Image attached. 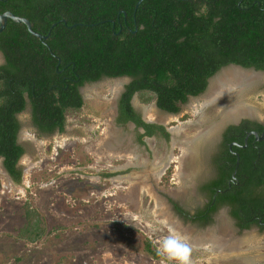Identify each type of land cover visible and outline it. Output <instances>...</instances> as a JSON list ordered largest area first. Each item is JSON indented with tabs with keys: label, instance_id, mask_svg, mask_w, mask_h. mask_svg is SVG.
Instances as JSON below:
<instances>
[{
	"label": "rangeland",
	"instance_id": "1",
	"mask_svg": "<svg viewBox=\"0 0 264 264\" xmlns=\"http://www.w3.org/2000/svg\"><path fill=\"white\" fill-rule=\"evenodd\" d=\"M3 63L0 54V65ZM227 69L212 77L204 93L189 98L174 115L158 111L153 99L144 101L151 95L133 97L132 105L144 120L167 129L165 140L151 138L138 144L132 125L125 130L114 126L115 106L128 78L102 79L83 86V107L67 112L62 134L37 135L28 109L18 115V143L25 151L18 163L22 170L19 185L7 176L0 161V264H180L179 259L170 257L186 258L187 264H264V233L255 229L237 232L223 210L219 212L223 227H217V231L216 217L217 223L200 228L173 210L179 202L189 215L199 203V207L202 205L199 197L196 200L190 196L182 202L177 198L178 190H187V178L204 181L203 172L210 168L203 162L201 151L212 152L210 145L220 129L240 115H264V73L251 71L246 73L260 78L201 108L204 101L215 96ZM153 113L159 117L151 118ZM178 125L181 130L174 136L176 144L172 148L173 135L168 130ZM117 142L121 143L120 151L133 150L139 154V162L149 164L151 169L145 171L144 165L115 175V170L125 169L126 164H136L131 158L137 159L130 154L127 161L115 163L113 145ZM186 144H190L189 150L183 153L181 146L185 148ZM170 154V168L158 182L162 175L156 180L154 173L160 167L153 165L165 164ZM104 172L111 177L104 178ZM144 173L150 177H144ZM25 204L37 212L45 226L36 242H28L19 234L26 222ZM166 224L175 225L178 233ZM182 234L192 239L214 235L230 246L216 253L208 247H194ZM173 241L180 245L174 250ZM147 242L161 259L149 255Z\"/></svg>",
	"mask_w": 264,
	"mask_h": 264
},
{
	"label": "trees",
	"instance_id": "2",
	"mask_svg": "<svg viewBox=\"0 0 264 264\" xmlns=\"http://www.w3.org/2000/svg\"><path fill=\"white\" fill-rule=\"evenodd\" d=\"M0 0V15L10 12L31 23L7 20L0 33V159L13 183L22 181L18 163L25 154L17 143L26 99L33 124L43 133H63L65 114L79 111V88L102 79L128 78L119 100V122L147 125L130 101H144L177 114L190 97L203 94L208 79L233 64L264 71V0ZM262 169V168H261ZM247 178L233 194L218 195L231 205L241 228L264 223V171L244 169ZM223 190L225 184H214ZM262 188L261 197L255 194ZM213 189V192H214ZM20 237L36 242L44 223L28 204ZM205 219V218H202ZM146 251L158 260L150 243Z\"/></svg>",
	"mask_w": 264,
	"mask_h": 264
},
{
	"label": "flooded vegetation",
	"instance_id": "3",
	"mask_svg": "<svg viewBox=\"0 0 264 264\" xmlns=\"http://www.w3.org/2000/svg\"><path fill=\"white\" fill-rule=\"evenodd\" d=\"M230 65H233V64H230ZM230 65L222 67L221 69L226 68V67H230ZM233 66H235V67L237 66L238 68L244 70V72L251 71L253 73H264V71L256 70L253 67L243 68V67L238 66V65H233ZM229 69H236V68H229ZM220 70H219V72H220ZM236 70H238V69H236ZM209 80L210 79H208V82H209ZM81 89H82V87L79 88V94L80 95H81ZM124 91H125V89L123 88V91L120 94V96L117 100L116 106H115V115L116 116L114 119V126H116L118 128H122L123 130H125L126 127L132 125L134 130L136 131V134L133 136V138H135V142L137 141L138 144L146 143V140L151 139V138H163V140H165L166 138L164 137V135L161 132H159L156 128H153V132L151 135H147V131L143 127L136 126L132 122L122 123V122L118 121L119 116H120L119 115V100L121 98V95L124 93ZM136 94L137 93H135V95ZM81 97L83 100L82 95H81ZM133 97H132V99H133ZM190 98H194V97H190ZM132 99L130 101V104H131L132 108L134 109V107L132 105ZM26 102H27V106H26L25 110L28 109V111H29V115H30L29 121H30L31 127L35 130L37 135L49 137V136H52L53 134H62V133H59L58 130H56L52 133H48V134L39 131V129L33 124L32 117H31L32 109H31L27 99H26ZM82 107H83V105H82ZM70 111L74 112L76 110L71 109L67 112H70ZM134 111H135V109H134ZM158 111L165 113V114H170V113H166L164 111H161L159 109H158ZM67 112L65 114V124H66ZM135 113L140 117L141 121L144 122L145 124L156 126V127H163L165 129V132L168 134L167 129L164 126L153 123L150 120H144V118L140 114H138L136 111H135ZM20 114H18V115H20ZM18 115H17V120H18ZM233 119L231 121L227 122L220 129L215 140H213V142H212L213 144L210 145V148L213 149L212 152L210 154H207L206 152L201 151L202 157L204 158L203 162L206 161L205 164H206V166H208L207 168H210V170L208 172H205V171L203 172L204 181H203V179H199V178L197 180L195 177L187 178V179H185L186 184L184 187V189L187 188V190H185L184 193L178 190L177 198L182 199V202L184 201V199H186L190 196L195 197V199L197 197H199V198H201L202 205L199 207V205H200V203H199L198 207L194 210V212H192V214L190 213L189 215L186 213L183 206H180L179 204H177L179 202H177L174 205L173 210L179 216L188 217L189 220H191L193 223L197 224V226L200 228H207L208 226H212L213 224L217 223L214 219L216 217L217 221H218V225L215 224L214 229H216L217 227L218 228L223 227L220 224L221 216L219 214V212L223 210L227 213L228 217L233 221L234 227L237 230V232L242 233V232H245L248 230L255 229L256 231H258L260 233H264V223L261 221L260 218L258 220V223L252 224L247 229L241 228L239 223H238V220H236L231 215V212L233 209L231 207V205H229L228 203L218 202L216 199L219 194L220 195L233 194V193H235V191H237L240 188L242 180L246 179L247 175L249 174L248 172L244 173V169L250 168V169L257 170L259 168L260 170L263 169V171H264V115L262 118L246 117V116L240 115L239 118L234 119V120ZM18 122L21 126V122L19 120H18ZM20 131H21V128H20ZM20 131H19V133H20ZM64 131H65V128H64ZM19 133H18V137H17V143H18ZM120 144H121L120 142H117V144L115 143L114 148H113L114 153L116 154V157H113V158H115V163H118L117 161H119V160L127 161L128 158H131L130 154L137 156V159L135 160L134 158H131V160L136 162V164H134V163L126 164L124 167L125 169L121 168L122 170H118V169L115 170L116 171L115 175H118L117 174L118 171H119L120 175H125L126 173L130 172L132 169H136V168H139L141 166L144 167V165H146V164L142 165L144 163L143 161L139 162L140 156L137 153L135 154L133 150L128 149V150L120 151L121 149H119V147H122V146H120ZM207 146L204 147L205 151H206V149H208ZM207 158H208L210 164H209ZM0 161L2 164V159H0ZM148 165L149 164H147L145 166V167H147L146 169H144L145 171L151 169ZM2 167H3V165H2ZM169 168H170V164L167 166L165 172L159 178L158 182L161 181V178L166 176V173H167ZM3 170H4V168H3ZM147 174L148 173H144L143 176L144 177H150ZM149 174H150V172H149ZM102 175L104 178H110L111 177L110 174L107 172L102 173ZM158 182H156V183H158ZM219 182H221V184H225L226 188L223 190H220V189L215 190L214 184H217ZM149 184L150 185L152 184V186L155 185L153 182H149ZM213 189H214V192H213ZM188 190H189V192H188ZM255 196L258 198L263 196L262 195V188L259 189V191L255 194ZM202 218H205V219H202ZM216 231H217V229H216ZM208 248H211V247H208Z\"/></svg>",
	"mask_w": 264,
	"mask_h": 264
},
{
	"label": "bare ground",
	"instance_id": "4",
	"mask_svg": "<svg viewBox=\"0 0 264 264\" xmlns=\"http://www.w3.org/2000/svg\"><path fill=\"white\" fill-rule=\"evenodd\" d=\"M222 76H223L224 81H221V82L219 81V83H218V89L219 90H217V92L213 98L209 99L208 101H204V103L201 105L202 106L201 108L206 107V105L210 104L214 99L216 100L217 98L222 97V95L224 96L225 94L233 91V89H238L241 87H245L247 85H251L254 81H256L260 78L259 76L255 75V74H248L244 71H240V70H236V69H227L226 71H224L222 73ZM196 112H198V110H196ZM154 115H157V113H155V114L153 113V116H150V117L153 119L156 117H159V116L154 117ZM180 130H181V127L179 125L176 127H172L168 130L170 132V134L173 135V140L171 142L172 148H174V146L176 144V142L174 141V136L178 135ZM189 145L190 144H186L185 148L183 146H181V150L183 151V153H185L189 150ZM171 160H172V155L170 154L168 157V161L165 162V164L162 165L159 163L157 165H153V166H156V168L160 167L159 171H156L154 173V178L156 180L163 174V172L166 170V168H167L168 164L171 162ZM165 226H167V228L170 231H172L174 233H178V230L175 227V225L173 226L172 224H166ZM182 236L188 242H190L194 247H199L202 249L207 248V247H211V250L216 252V253H223L230 246L228 243L221 241L220 239H218L214 235L211 236L209 239H202V238L192 239V238H190L186 235H183V234H182Z\"/></svg>",
	"mask_w": 264,
	"mask_h": 264
},
{
	"label": "water",
	"instance_id": "5",
	"mask_svg": "<svg viewBox=\"0 0 264 264\" xmlns=\"http://www.w3.org/2000/svg\"><path fill=\"white\" fill-rule=\"evenodd\" d=\"M143 0H139L136 4V8L138 7V5L142 2ZM182 1H186V0H182ZM7 20H11L13 21L14 23H17V24H23L25 25V27L27 28V31L34 37L38 38L39 40H46L47 39V36H42L36 32H34L32 30V26H31V23L24 19V18H19V17H16L15 15H13L12 13L10 12H5L3 13L2 15H0V33L4 30L5 26H6V23H7ZM228 68H236L240 71H244L240 68H238L237 66H233V65H230V67ZM225 69V68H223ZM223 69H221L220 71H222Z\"/></svg>",
	"mask_w": 264,
	"mask_h": 264
},
{
	"label": "clouds",
	"instance_id": "6",
	"mask_svg": "<svg viewBox=\"0 0 264 264\" xmlns=\"http://www.w3.org/2000/svg\"><path fill=\"white\" fill-rule=\"evenodd\" d=\"M179 246L180 245L177 242L173 241V250L175 249V247H179ZM172 258L179 259L180 260V264H187L186 258L181 259L179 257H170V259H172Z\"/></svg>",
	"mask_w": 264,
	"mask_h": 264
}]
</instances>
